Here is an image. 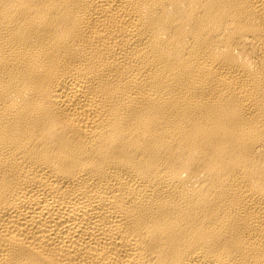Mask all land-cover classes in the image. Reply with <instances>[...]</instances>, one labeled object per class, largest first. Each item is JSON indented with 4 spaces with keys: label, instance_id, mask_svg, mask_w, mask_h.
Here are the masks:
<instances>
[{
    "label": "bare ground",
    "instance_id": "6f19581e",
    "mask_svg": "<svg viewBox=\"0 0 264 264\" xmlns=\"http://www.w3.org/2000/svg\"><path fill=\"white\" fill-rule=\"evenodd\" d=\"M0 264H264V0H0Z\"/></svg>",
    "mask_w": 264,
    "mask_h": 264
}]
</instances>
